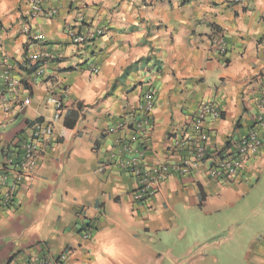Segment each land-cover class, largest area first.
Masks as SVG:
<instances>
[{"label": "crops", "instance_id": "obj_1", "mask_svg": "<svg viewBox=\"0 0 264 264\" xmlns=\"http://www.w3.org/2000/svg\"><path fill=\"white\" fill-rule=\"evenodd\" d=\"M43 3L56 15L31 18V0H0V59L21 79L6 93L10 112L0 102V174L5 152L29 137V125L52 119L49 98L64 103L38 168L10 205L0 203V264L62 252L65 264H264V144L230 180L209 178L205 167L170 171L147 201L134 199L137 178L112 157L129 142L118 123L138 116L148 91L155 106L143 139L146 167L185 156L174 141L202 102L223 111L206 121L211 154L254 127L264 135L255 124L264 115V0ZM75 27L104 33L76 44ZM216 30L224 33L225 55L212 48ZM43 47L57 57L42 61L46 74L33 81L28 57ZM26 98L31 103L21 109ZM73 111L79 118L64 137Z\"/></svg>", "mask_w": 264, "mask_h": 264}, {"label": "built area", "instance_id": "obj_2", "mask_svg": "<svg viewBox=\"0 0 264 264\" xmlns=\"http://www.w3.org/2000/svg\"><path fill=\"white\" fill-rule=\"evenodd\" d=\"M238 3L247 2L248 0H234ZM30 17L46 16L53 17L56 15V9H47L43 0H31ZM25 33L30 30V24L25 23ZM104 33L100 27H75L69 28V35L76 44H85L95 40ZM41 40L42 36L36 37ZM212 48L218 55L227 53V42L223 31L216 30L212 37ZM57 57L56 53L43 47L29 54V68L31 71L30 79L37 80L46 74V69L41 64L42 61L52 60ZM14 65L6 60L0 59V102L6 112H10L8 90H14L21 85V79L14 74ZM92 70L97 72L98 69L93 67ZM49 102L54 105V115L51 120L37 121L29 125V137L23 141L19 140L12 145L11 150L5 152V158L0 174V203L10 205L14 194L20 183L33 175L40 164L43 149L53 140L55 134V125L62 119L64 103L58 97H50ZM31 103L30 98H26L20 104V108ZM259 104L264 106V93L259 99ZM155 99L153 93L148 91L142 95L136 111L137 117L122 120L118 123L117 128L130 131L127 136L129 142L121 143L120 149L114 152L112 157H117L116 163L121 168L130 171L138 181V189L134 194L136 201H147L156 194L160 188L161 182L165 175L170 171H177L181 174H190L207 168L209 178L217 181L230 180L235 177L241 167L242 162L259 153L264 144V135L257 128H252L246 135L239 139H233L228 143L224 150L211 154L210 152V135L207 129V119H220L223 111L215 102H202L198 109L190 117L188 128L183 136L176 138L174 148L178 151H185V156H181L177 163L163 162L154 167H146L143 164L144 149L147 144L143 139L150 133L153 126V110ZM256 125L264 126V115H257ZM1 126V124H0ZM116 128H113L114 131ZM208 164V166H205ZM12 177V182H8ZM90 231L84 235L89 237ZM68 254L62 252L59 254H46L35 259H29L23 264H65Z\"/></svg>", "mask_w": 264, "mask_h": 264}, {"label": "trees", "instance_id": "obj_3", "mask_svg": "<svg viewBox=\"0 0 264 264\" xmlns=\"http://www.w3.org/2000/svg\"><path fill=\"white\" fill-rule=\"evenodd\" d=\"M82 106H80L81 109ZM70 119H66L65 120V130L63 131V136L65 137L68 130L66 128H72L75 123L77 122L78 118H79V112L78 111H73L71 112V114L68 116Z\"/></svg>", "mask_w": 264, "mask_h": 264}]
</instances>
